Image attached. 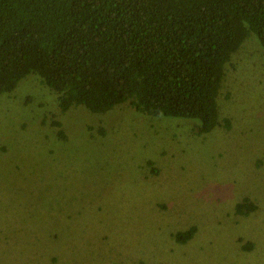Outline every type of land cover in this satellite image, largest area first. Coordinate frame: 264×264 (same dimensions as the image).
Masks as SVG:
<instances>
[{
  "label": "rangeland",
  "instance_id": "374dc122",
  "mask_svg": "<svg viewBox=\"0 0 264 264\" xmlns=\"http://www.w3.org/2000/svg\"><path fill=\"white\" fill-rule=\"evenodd\" d=\"M224 83L220 122L231 119L232 130L205 135L197 120L126 105L63 113L35 74L1 95L0 264H264V48L255 34ZM245 198L258 210L235 216ZM194 225L189 243L171 239Z\"/></svg>",
  "mask_w": 264,
  "mask_h": 264
},
{
  "label": "trees",
  "instance_id": "16d2710c",
  "mask_svg": "<svg viewBox=\"0 0 264 264\" xmlns=\"http://www.w3.org/2000/svg\"><path fill=\"white\" fill-rule=\"evenodd\" d=\"M252 33L264 48V0H0V96L35 74L63 113L126 105L152 118L197 120L199 135L232 130L231 119L220 122L218 98ZM148 166L160 174L153 160ZM257 210L245 198L235 216ZM197 231L170 237L184 245Z\"/></svg>",
  "mask_w": 264,
  "mask_h": 264
}]
</instances>
